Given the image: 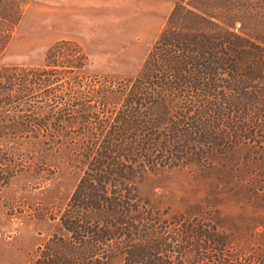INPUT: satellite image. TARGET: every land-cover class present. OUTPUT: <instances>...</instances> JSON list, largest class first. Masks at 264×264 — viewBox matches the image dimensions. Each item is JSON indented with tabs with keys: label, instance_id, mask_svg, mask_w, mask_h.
<instances>
[{
	"label": "trees",
	"instance_id": "trees-1",
	"mask_svg": "<svg viewBox=\"0 0 264 264\" xmlns=\"http://www.w3.org/2000/svg\"><path fill=\"white\" fill-rule=\"evenodd\" d=\"M27 2L0 0V53ZM88 66L64 39L39 66H0V187L45 174L54 154L80 173L57 218L65 235L47 240L37 264H264V243L244 240L231 258L232 234L216 223L254 180L238 186L231 173L264 174V0H173L136 76ZM21 143L29 151L15 153ZM172 170L202 194L168 213L139 186Z\"/></svg>",
	"mask_w": 264,
	"mask_h": 264
},
{
	"label": "rangeland",
	"instance_id": "rangeland-1",
	"mask_svg": "<svg viewBox=\"0 0 264 264\" xmlns=\"http://www.w3.org/2000/svg\"><path fill=\"white\" fill-rule=\"evenodd\" d=\"M172 3L173 0H28L0 53V66H39L47 49L64 39L82 48L89 60V73L132 78L139 73ZM21 145L15 153L29 151L28 144ZM24 160L39 161L36 154L17 162ZM59 161L58 155H50L44 158L50 167L45 174L18 172L0 187V264H37L47 240L53 235H65L57 218L68 203L80 173ZM230 176L238 186L240 178L258 180L244 186V191L240 190L243 195L228 201L227 209L217 217L216 223L232 234L229 241L234 249L230 257L234 258L239 250L247 251L240 248L244 240L253 248L264 243V192L256 193L252 204L242 201L255 187L264 186L261 182L264 174L241 171ZM194 184L184 170L154 172L144 178L139 191L161 211L168 207L166 211L173 213L182 206L197 203L201 186L196 189ZM220 201L216 198L217 203ZM254 225L258 234H253Z\"/></svg>",
	"mask_w": 264,
	"mask_h": 264
}]
</instances>
